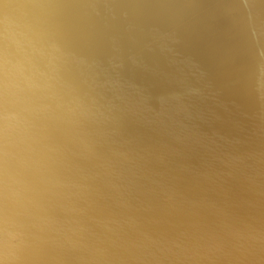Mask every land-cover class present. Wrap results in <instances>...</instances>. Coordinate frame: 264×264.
<instances>
[{
  "label": "bare ground",
  "instance_id": "bare-ground-1",
  "mask_svg": "<svg viewBox=\"0 0 264 264\" xmlns=\"http://www.w3.org/2000/svg\"><path fill=\"white\" fill-rule=\"evenodd\" d=\"M0 264H264V0H0Z\"/></svg>",
  "mask_w": 264,
  "mask_h": 264
}]
</instances>
